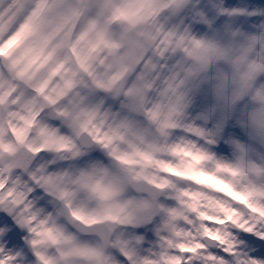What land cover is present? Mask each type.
I'll list each match as a JSON object with an SVG mask.
<instances>
[{"label":"rangeland","instance_id":"1","mask_svg":"<svg viewBox=\"0 0 264 264\" xmlns=\"http://www.w3.org/2000/svg\"><path fill=\"white\" fill-rule=\"evenodd\" d=\"M34 1L10 0L0 12V27L8 28L5 36L0 34L1 52L36 23L44 0L8 39ZM128 1L111 0L105 16H117ZM147 1L136 3L142 6ZM163 1L164 8L157 6L152 17L161 18L162 41L173 50L161 56L165 63L153 96H147L143 83L134 98L128 84L130 91H124L123 97L103 104L107 125L117 133L112 150L91 152L105 143L100 132H91L97 138L95 146L79 148L91 161L76 174L68 171L71 177L55 189L57 197L51 202L39 200L38 192L32 196L37 214L32 237L28 238L26 224L19 242L5 237L3 264H35L37 257L48 264H242V256L238 260L234 256V246L240 242L247 248L246 255L253 257L251 264L264 260V0H223L224 26L222 11L204 15L197 11L176 24L168 7L202 5V1ZM97 12L73 31V40L85 32ZM126 63L127 69L132 68L133 57H127ZM176 137L203 143L210 151L196 155L193 161L198 166L204 159H222L218 167L228 179L224 182L228 195L190 169L181 171L178 166L184 156L178 162L166 158ZM182 150L180 154H187ZM3 155L6 163L12 159L6 152ZM58 172L49 169L48 175ZM144 179L158 186L155 201L134 192ZM237 181L246 189L234 188ZM104 193L109 194L108 200L101 201ZM220 200L234 207L219 216L208 213L207 209L221 206ZM104 207H111L112 213L100 215ZM236 213L245 219L236 222L232 218ZM97 219L113 229L106 249L96 236L81 234L87 222ZM228 220L244 232L229 229ZM15 222L22 224L19 218ZM204 235L215 244L208 246Z\"/></svg>","mask_w":264,"mask_h":264},{"label":"trees","instance_id":"2","mask_svg":"<svg viewBox=\"0 0 264 264\" xmlns=\"http://www.w3.org/2000/svg\"><path fill=\"white\" fill-rule=\"evenodd\" d=\"M9 1L0 0V12ZM110 1L44 0L36 23L0 51V264L4 263L1 243L5 237L19 242L24 224L29 228L28 238L32 237L37 218L32 196L38 192L39 200L51 202L57 197L55 189L71 177L68 171L76 174L91 161L74 141L76 130L100 132L105 143L91 152L111 151L117 133L107 125L103 104L117 101L129 88L137 98L143 83L147 96H153L165 63L161 56L173 50L169 42L162 41L161 18L152 17L157 6L164 8L163 0H148L142 6L129 0L117 16L107 17L104 9ZM201 1L202 5L183 8L172 5L167 13L180 24L197 11L204 15L223 10V0ZM96 9L94 20L73 40V31ZM226 15L220 17L221 26ZM7 32L8 28L0 27L1 37ZM129 56L134 66L127 69ZM9 90L13 93L7 95ZM4 152L12 158L8 163L3 160ZM49 169L59 172L49 176ZM14 197L19 200L13 201ZM108 197L104 193L101 201ZM110 208H102L100 215L112 213ZM17 218L22 224L15 222Z\"/></svg>","mask_w":264,"mask_h":264},{"label":"bare ground","instance_id":"3","mask_svg":"<svg viewBox=\"0 0 264 264\" xmlns=\"http://www.w3.org/2000/svg\"><path fill=\"white\" fill-rule=\"evenodd\" d=\"M41 2H42V0H35L33 2L31 7L29 8V10L23 16L22 20L11 31L8 39H11L13 37L15 32L21 27V25L28 18L30 13L33 10H35ZM255 93H256V91L254 90L252 92V95H254ZM188 102H189V97H188V99L184 100L181 105L185 106V105H187ZM208 131H211V129H208ZM181 138L182 137H180V138L176 137L175 142L170 145L169 150L166 152L167 153L166 158H175V159H173V162H178L180 160L179 158L181 156H184L185 159L181 160V162L179 161L180 165L178 166V168L181 169V171H184V169H186V168L190 169L196 175L203 176L205 179H209V181H212L213 183H215L218 186V188H220L221 192H224L228 195L229 194V192L227 191L228 189L226 188V186H224V182L227 181L228 179L225 175V172H223V170L218 167L220 164H222V161H221L222 159L221 158H217V159L213 158V160H211V161L204 159V160H202L201 166L196 165V163L193 161L194 158L196 157V155L202 154V153H209L210 151L207 150L206 147H204L203 143H197V141L191 140L190 138H185L184 140H182ZM174 149L177 150L176 153H172V151ZM181 150L187 154H183V153L180 154L179 151H181ZM187 150H189L190 152H186ZM189 161L191 162V164ZM235 186L236 187H234V188H236L238 190L246 189V185L239 182V181H237L235 183ZM222 203H223V205H222ZM220 204H221L220 207L207 209L208 213L219 216V215H222L224 212H226L230 206L234 207V204H232L231 202L228 203L227 205H225V200H220ZM249 211H250V213L255 214L256 216H262L259 211H254V210H249ZM232 218L236 222H242L245 219L240 213L234 214L232 216ZM226 223L228 224V228L233 229L234 232H236L238 234H241L244 232V230L241 229L240 227H238L236 225V223H234L233 221L228 220V221H226ZM234 249H235L234 256H236L237 260L239 259V256H242V261H241L242 264H251L252 263L253 257L250 255H248V256L246 255L247 248L245 247V245L242 242H240L236 246H234ZM236 263H237V261H236ZM258 264H264V260H261V261L259 260Z\"/></svg>","mask_w":264,"mask_h":264},{"label":"water","instance_id":"4","mask_svg":"<svg viewBox=\"0 0 264 264\" xmlns=\"http://www.w3.org/2000/svg\"><path fill=\"white\" fill-rule=\"evenodd\" d=\"M75 140L79 148L87 150L95 146L97 138L94 137L89 130L82 128L76 134ZM134 192L138 195H145L151 201H155L160 194L158 186L145 179L141 181L140 185L134 190ZM81 234L83 236H96L101 244V247L106 249L111 243L113 229L105 220L97 219L87 222ZM203 238L204 242L208 246H213L215 244V241H211L208 236L204 235ZM35 264H48V262L41 257H37Z\"/></svg>","mask_w":264,"mask_h":264}]
</instances>
